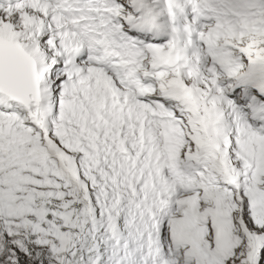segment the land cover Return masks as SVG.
<instances>
[{
    "label": "snow or ice",
    "instance_id": "1",
    "mask_svg": "<svg viewBox=\"0 0 264 264\" xmlns=\"http://www.w3.org/2000/svg\"><path fill=\"white\" fill-rule=\"evenodd\" d=\"M0 264H264V0H0Z\"/></svg>",
    "mask_w": 264,
    "mask_h": 264
}]
</instances>
